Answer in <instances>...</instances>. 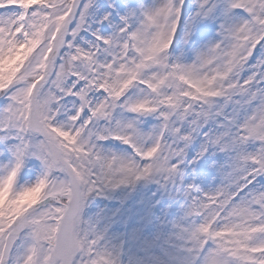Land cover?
Here are the masks:
<instances>
[{"label": "snow or ice", "instance_id": "obj_1", "mask_svg": "<svg viewBox=\"0 0 264 264\" xmlns=\"http://www.w3.org/2000/svg\"><path fill=\"white\" fill-rule=\"evenodd\" d=\"M0 264H264V0H0Z\"/></svg>", "mask_w": 264, "mask_h": 264}]
</instances>
